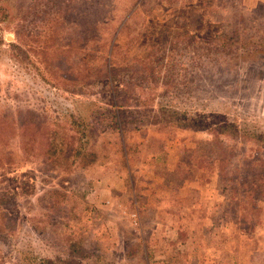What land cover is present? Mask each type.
I'll use <instances>...</instances> for the list:
<instances>
[{
    "label": "rangeland",
    "instance_id": "obj_1",
    "mask_svg": "<svg viewBox=\"0 0 264 264\" xmlns=\"http://www.w3.org/2000/svg\"><path fill=\"white\" fill-rule=\"evenodd\" d=\"M39 258L264 264V0H0V264Z\"/></svg>",
    "mask_w": 264,
    "mask_h": 264
},
{
    "label": "trees",
    "instance_id": "obj_2",
    "mask_svg": "<svg viewBox=\"0 0 264 264\" xmlns=\"http://www.w3.org/2000/svg\"><path fill=\"white\" fill-rule=\"evenodd\" d=\"M221 38H224V34H223V36L221 37ZM222 40V39H221ZM223 41H226V39H223ZM239 41H237V42H235V43H238ZM219 42H217L216 41V44H218ZM239 44V43H238ZM238 44H236L235 45V49L237 48L238 49V47L239 46H237ZM225 45V44H224ZM233 45V43L232 44H230V46H232ZM225 46H228V45H225ZM241 47V46H240ZM204 49V48H203ZM204 56H205V58H210L211 60L214 58V55H213V53L214 52H216L215 50H213L212 48H210L209 46L208 47H206V49H204ZM212 53V54H211ZM210 55H212V58H211V56ZM255 57H258V55L257 56H255ZM204 58V59H205ZM214 60V59H213ZM255 60V59H254ZM113 84H114V86H116L117 85V81H114V78H113ZM117 106L120 108L121 107V105H119V104H117ZM120 111V110H119ZM119 113H121V111L119 112ZM75 121V125H76V131L78 132V134H80L81 135V138L79 139V141H81L82 143H83V146L84 147H82V148H79V149H75L74 151H73V153H74V155L76 156V157H80V155H82V156H84V158H86L87 156H88V152L86 151V146H87V142L85 141H83V138L85 137V131H86V128L84 127V126H82V124L80 123V121H77V120H74ZM174 125V124H173ZM225 125V127H228L229 129H230V133H231V131L233 130V127H232V125L231 124H224ZM186 126V125H185ZM244 133H241V134H239V136L240 137H245V135L246 134H252V133H250V132H247L246 130H244L243 131ZM246 133V134H245ZM253 135H255V134H253ZM257 138H259L260 136H257V135H255ZM259 140V139H258ZM64 144V141H57V149H56V151H59V150H61V151H63L65 148L62 146ZM57 153V152H56ZM3 202V201H2ZM71 249H72V251L74 252V253H76V254H78L79 252H83V250H82V248H81V246L79 245V243H74L72 246H71ZM36 261L38 262V264H58V262L56 261V260H54V259H36ZM71 261V263H67V264H78L79 262H77V259H73V260H70Z\"/></svg>",
    "mask_w": 264,
    "mask_h": 264
}]
</instances>
